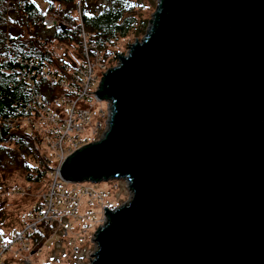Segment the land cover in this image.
Here are the masks:
<instances>
[{
  "label": "water",
  "instance_id": "water-1",
  "mask_svg": "<svg viewBox=\"0 0 264 264\" xmlns=\"http://www.w3.org/2000/svg\"><path fill=\"white\" fill-rule=\"evenodd\" d=\"M68 184L124 180L90 264H264V0H158L109 69Z\"/></svg>",
  "mask_w": 264,
  "mask_h": 264
},
{
  "label": "trees",
  "instance_id": "trees-1",
  "mask_svg": "<svg viewBox=\"0 0 264 264\" xmlns=\"http://www.w3.org/2000/svg\"><path fill=\"white\" fill-rule=\"evenodd\" d=\"M45 1L47 11L35 0H0V174L21 170L29 183L38 184L52 176L55 153L46 157L42 138L33 127L25 128L21 122L33 124L42 113L55 116L53 106L60 104L58 100L77 92L75 75L82 70L72 62L57 59L49 47L51 41L79 46L84 32L92 57L111 64L112 55L118 60L119 54L110 48L135 30L145 35L149 25V20L139 18V5L132 0ZM55 4L66 8L61 13L73 28L66 24L46 27ZM73 13H79V21ZM66 88H73L72 93ZM48 224L42 222L35 241L44 236Z\"/></svg>",
  "mask_w": 264,
  "mask_h": 264
},
{
  "label": "rangeland",
  "instance_id": "rangeland-1",
  "mask_svg": "<svg viewBox=\"0 0 264 264\" xmlns=\"http://www.w3.org/2000/svg\"><path fill=\"white\" fill-rule=\"evenodd\" d=\"M35 1L42 10L47 11L45 0ZM93 1L97 3L99 0ZM132 1L139 5V18L150 21L157 9L158 0ZM63 9L66 8L55 4V11L49 12L50 19L47 20L58 25L66 24L69 27L71 23L74 26L61 13ZM73 16H75V20L79 21V13H73ZM72 26L70 27L73 28ZM144 36L142 33H136L135 30L110 49L114 51L115 55H126L129 47L136 40H142ZM49 42L48 40L45 45H48ZM51 43L49 47H51L53 55L57 59L64 60L63 63H74L79 71L87 62L95 64L96 85L92 88L93 94H89V99L86 100H80L77 92H73L71 97L63 95V99L58 100L60 104L56 103L53 106L56 125L51 122V115L46 116L44 113L40 117L36 116L33 124L21 122L23 127H33L37 131V135L42 138L47 147V150L42 148V153L46 157H50V154L54 152L55 136L51 135L53 129L57 131L58 135H66L67 140L78 139L77 148L103 138L108 127L109 105L97 101L94 92L96 88L98 89L103 75L119 63V59L117 60L113 55L111 64L102 61V59L96 60L92 57L89 49L86 51L85 46L82 47V45L55 41H51ZM98 80L100 81L98 82ZM83 85L82 83L81 86ZM66 89L67 93H72L71 89ZM72 110H74L73 114ZM71 118L76 124V129L67 133L65 126ZM87 118L88 123L86 124ZM26 121L30 120L26 119ZM29 163L33 164L30 161ZM60 184L66 186L68 183L61 181ZM72 186L73 184H68V188ZM82 187L89 189L94 195L81 194L72 204L69 203L68 198L57 195L54 196L53 204H50L46 200L50 199L53 191L51 175L50 179L47 177L43 183L38 184L29 183L21 170L0 174V264H90L93 255L98 250L97 244L94 242V235L105 223V208L113 210L128 203L131 193L124 180H111L99 184L82 183L75 186V188ZM44 200L45 204L43 205ZM43 221L48 222L49 226L44 229V236L40 237L38 241H35L37 237L34 231L27 232L25 239L11 244L10 240L16 241L24 227L36 225L38 229Z\"/></svg>",
  "mask_w": 264,
  "mask_h": 264
},
{
  "label": "built area",
  "instance_id": "built-area-1",
  "mask_svg": "<svg viewBox=\"0 0 264 264\" xmlns=\"http://www.w3.org/2000/svg\"><path fill=\"white\" fill-rule=\"evenodd\" d=\"M45 25L47 28H52V27L58 26L57 23H55L53 21H49V20L46 21ZM84 46H85V50L87 51L89 49V47L87 44L86 35L83 32L82 47H84ZM94 65L95 64H92L91 62H87L86 67L81 70L80 74L75 75V83L78 87L77 96L79 97L80 100L89 99V94H93L92 88H93V86L96 85V78L94 77V74H95ZM99 81L100 80H98V82ZM98 82H97V84H98ZM82 83L84 84L83 86H81ZM72 89L73 88H71V90ZM97 91H98V89L96 88L94 95L96 97V100L99 101V99L96 96ZM71 112L73 114L74 110H72ZM51 122H53V123L56 122L55 116L51 115ZM87 123H88V118H87L86 124ZM55 125H56V123H55ZM65 127L67 128V133H68V132L76 129V124H75L74 120L71 118V120L67 123V125ZM51 135L53 137L55 136V138H54L55 141H54V145H53V149H54V153H55V166H54V170L52 172L53 191H52V195L49 199V203L53 204L54 196H57V195L68 198L70 204H72V202H75L81 194L93 196L94 193L92 191H90L89 189H84L83 187L82 188H75V186H79L80 184H74L71 188H68V184L66 186H63L60 184L61 181H64L63 177H62V173H61L62 165L67 160L68 156L71 155L73 152L77 151L79 148H77V143H76L77 139L67 140L66 135H63V136L58 135V133L55 129L51 130ZM96 196H100V195H96ZM37 230L38 229H37L36 225H28V226L24 227L23 232L17 236L18 239L16 238V241L14 239H11L10 242H11V244H14L15 242H19L20 240L25 239V235L27 232H34V231L36 232ZM5 251H7V250H5Z\"/></svg>",
  "mask_w": 264,
  "mask_h": 264
}]
</instances>
